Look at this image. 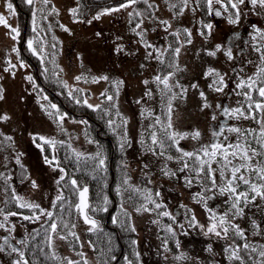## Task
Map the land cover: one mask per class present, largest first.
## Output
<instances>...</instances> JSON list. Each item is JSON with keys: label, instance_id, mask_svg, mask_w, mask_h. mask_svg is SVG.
<instances>
[{"label": "snow or ice", "instance_id": "obj_1", "mask_svg": "<svg viewBox=\"0 0 264 264\" xmlns=\"http://www.w3.org/2000/svg\"><path fill=\"white\" fill-rule=\"evenodd\" d=\"M146 5V9H140L135 7L138 0H118L112 7H105L102 9L103 13H110L118 11L120 9H127L132 7L133 10L129 12V17L136 19L138 22L132 29L133 32H137L139 36V43L142 44L145 49H151L147 52V57L150 59H156L162 65L160 71L151 77V80L155 82V87L159 90L160 95V105L165 110L163 119L154 113L153 109L146 107L144 111H147L150 115L154 116V123L150 124L149 127L154 130L151 132L149 140H145L143 135L140 136L142 143L146 145V150L153 154L155 157H164L165 159L161 161L162 168L161 173L164 176L176 177L177 179L182 178L184 183L191 186L193 183L199 184L201 190L196 192L193 199L199 198V202L203 204L204 208L208 213L207 222L201 223L196 216L194 210H189L185 213V220L178 221L179 227L183 231H187L185 227V222H187V227H193L198 225L205 236H209L214 240H222L223 247L221 254L227 257L228 264H264V220L258 221L253 218L249 222L251 229H246L241 223L238 222L239 218L245 215V206L250 202H256L259 198V203L257 207L264 206V27H260L257 24H252L251 27L254 29L252 33L254 52L257 54V59L259 61L255 66V70L250 74H243V68H239V71L234 70V77L236 83L233 87V92L243 97V101H237L235 105L232 106H222L216 104L217 109H222L224 116H234L237 120H251L254 121L256 126H248L247 128H242L239 124H222L220 125L219 131L212 130V137L209 142L204 144H199L190 150L183 147L180 141L184 138L190 137L194 141H199L202 136L200 129L196 128L192 131L179 130L174 127L172 117L173 109L176 107L177 100H185L188 94V89L192 88L196 90L197 95L201 100L200 107L202 109H210L213 107L212 103L208 100L207 93L203 88L200 87L197 80H192L189 84H184L179 78V72L181 70H187V65L180 64V54L184 45H192L194 36L193 30L190 27H185L183 25L173 27V21L171 18H161L155 14V9L159 7L155 3V0H142ZM207 4V10L209 12L215 11L216 15H222L220 8L213 7V0H205ZM28 4H33V0H27ZM44 4H48V0H43ZM200 3V0H178L177 3H168V7L173 10V15L183 14L185 10H190L193 14L196 13V5ZM217 3L223 6L227 11V19L229 23L238 24L241 19L242 7L245 4V0H217ZM248 3L252 6L253 10L257 7L264 12V0H248ZM7 8L10 11H14V6L11 2L7 3ZM43 12V9H40ZM51 11L58 12L59 9L52 8ZM73 14V18L79 20L81 17L78 13V6L69 9ZM101 12H97L96 16L99 17ZM151 21L156 26H162L166 32L170 30V34L174 36L175 43H168L166 46L161 47L152 41L146 39L147 28H142L141 26L145 23L144 17ZM46 19V17H44ZM91 21H89L90 23ZM131 22V19H130ZM199 27L197 28V33L204 40H208L214 28L211 21L205 22L204 19L199 20ZM0 25L7 26L10 29L9 35H14L19 37V27L13 26L8 22L5 15L0 13ZM51 25H49L50 27ZM61 27L68 29L67 25H60ZM32 27L35 32L40 25L38 24V18L36 16V11H33L32 16ZM153 30H155L153 28ZM181 35L183 39L181 40ZM238 35V33H236ZM259 37V39H257ZM36 40H43V37L32 36L27 39L28 48L38 57L41 61L44 60V55L39 49L44 48V43L38 46L34 43ZM46 43V42H45ZM258 45V46H256ZM55 47V45H53ZM124 46L117 45L116 51H120ZM12 51L19 55V48L15 47ZM153 52L155 55H153ZM197 53H204L208 57H216L218 54L223 53L228 60L233 59L234 53L232 46L225 43L216 42L210 46H201V48L196 49ZM11 58L9 57V61ZM245 63H252V61H245ZM21 66L27 67L26 62L23 59L19 60ZM9 68H15V65L9 63ZM15 75V72H12ZM205 77H210L211 82L207 85L209 88L216 92H223L224 88L227 87L228 80L226 79L227 73H222L218 68L211 65L207 66L206 70L203 72ZM28 81H34V77L28 73ZM76 81L86 80L87 77L81 73L74 77ZM92 80H109L108 75L102 74L97 76H92ZM123 80H111L110 83L113 85L122 84ZM149 79L143 80L145 85L149 84ZM57 83L63 84L64 87L68 88L69 91L67 95L72 98L77 104L87 105L89 108L101 109L102 105L99 103H90L87 96L77 95L78 93L85 92V89H81L77 84L69 85L67 81L57 80ZM36 87H39L36 85ZM75 90V92L73 91ZM119 92V87L115 89V93L109 92L105 89L100 95L104 100L112 102L116 99V94ZM145 96H152V90L148 89ZM3 98V88L0 86V99ZM39 98V97H38ZM46 99V97H43ZM143 97L138 98L137 102H141ZM42 108L48 110L49 105L42 104ZM118 109V102L114 105ZM51 109L56 111L52 113L54 116L59 117V121L62 123L64 117L68 116L67 112H62L59 106L56 104L50 105ZM105 113L111 111L110 108H103ZM117 116H122L123 114L119 111L116 112ZM211 119L216 120V112L213 111L211 114ZM9 118L8 113L0 115V120H7ZM128 117H123L122 123L127 125ZM113 132H116V127H113L114 121L109 119L107 121ZM162 130L163 134L158 135L156 126ZM225 131L228 134L235 133L234 138H230L229 135H224L223 139L219 137L224 134ZM124 135L120 136V148L121 151L124 150L125 143L130 139L127 135V128H124ZM11 139V137H8ZM38 138L40 141H46L48 145H51L53 150H55L57 143H64L63 141H57L53 137H47L40 135L38 133L33 134V139ZM41 148L44 145H39ZM72 152L77 157V160L81 156H90L96 158L97 166H104L106 162V157H104L100 151L95 153H83L78 152L75 148ZM19 156L16 157L17 162H19ZM46 164L51 165L54 169H60V175L57 180V184L64 180L65 176L68 175L67 171L61 168L59 163V157L55 155L54 151L49 158L48 156L43 157ZM56 161V163H53ZM167 161H176L177 168L173 170L169 167ZM123 164L124 161H121ZM144 168H149L147 162L143 165ZM181 173L180 177H177V173ZM192 173H195L193 176ZM0 175H3L0 173ZM147 178L148 183H152L151 177L147 172L144 173ZM70 179V185L72 186V191L78 193V202L75 203L74 207L78 210L79 214L83 217V221L86 225H89L88 231L92 232L99 229L100 222L89 214L87 211L89 209V187L87 184L81 185L77 178L72 176ZM131 178L127 175L124 177V182L127 183ZM205 180L207 183H205ZM33 187H37V182L35 180L31 181ZM135 189L136 192L143 196V203L136 207V212L148 211L154 212L161 209L164 204L163 200L159 199V191L153 192L152 188L145 186L143 189L135 185H129ZM121 185L117 184V191L119 192ZM7 191V189H6ZM15 192V189H12ZM207 193V195L205 194ZM219 194H227V199L225 203L227 207L223 210H216L210 208L207 204V200L210 197ZM155 195L156 199L153 198ZM69 198H65L63 189H60L54 200L50 202V208H42L40 204L25 200L21 195L17 194L15 196V201L20 205L21 208H27L32 210V216H24L23 212L12 213L4 211L0 208V215L3 219H0V229H5L6 231L11 229L15 230L16 225L8 220L11 215L24 216V219H35L36 221L43 220L47 227L43 228L45 234V243L52 249L51 252L45 253L46 256L55 258L59 261V264H79V262L66 258L63 259L58 256L55 250V237L59 235L62 239H68V235L72 237H78V233L73 231L76 225L69 221H63L65 225V231H60L58 220H62V216L57 215L55 209L57 207V202H59L58 207L63 210L65 204L69 202ZM103 205L107 204V197L103 200ZM152 205V206H150ZM187 208V205H184ZM97 211L101 208L98 206ZM121 211L124 213L125 217L129 216L127 209L123 208L121 205ZM47 216L49 219H44ZM157 216L171 217L173 221H176V217L171 211H157ZM55 217V218H53ZM113 223H120L121 227H125L131 231H135V225L129 223L127 219L118 220L117 217H113ZM164 228L167 229L173 237L176 236V228L173 224H164ZM35 231V229L33 230ZM27 235V234H26ZM252 237V238H250ZM258 237L259 239H256ZM11 232L9 235L3 236L2 243H0V250L7 251L11 250V253H16L17 256L9 262V264H32L28 259L26 252L23 248L18 247L16 244L10 243ZM19 243L27 244V239L21 240ZM133 245L138 242L133 240ZM89 244H92L89 241ZM180 241L176 239V245L179 247ZM95 247V245H92ZM82 247V245H81ZM162 247L168 249V240L163 241ZM208 252H213V244L209 243L207 245ZM35 254V249L33 250ZM42 251V250H41ZM9 253V254H11ZM83 264H90V262L84 257L83 253H80ZM136 257H139V252L135 253ZM181 257L185 253L179 254ZM36 264H40L38 257H35ZM115 259V257H112ZM127 264H133L132 260H128ZM3 264V261H0ZM213 264H219L218 261L213 260Z\"/></svg>", "mask_w": 264, "mask_h": 264}, {"label": "rangeland", "instance_id": "obj_2", "mask_svg": "<svg viewBox=\"0 0 264 264\" xmlns=\"http://www.w3.org/2000/svg\"><path fill=\"white\" fill-rule=\"evenodd\" d=\"M7 2L14 4L13 0H7ZM117 2L118 0H96V3H99L101 6L90 8L85 4L84 0H48V4H44L43 0H33L34 4L36 3V5L43 9L42 13L46 16L48 26L51 25L50 27H44L42 22L38 21L41 28L40 34L42 35V33H44V40H47V45L44 44V48L41 49L44 57H49L50 59L53 55H55L52 40L53 38L59 39V51L58 55L55 56V59L59 64V72L61 73L60 76L67 81L69 85L77 84L81 89L86 90L85 92L78 93L77 95L87 96L90 103H99L104 106L103 108L107 107L111 109L109 113H105L104 111L101 112L104 118L106 133L104 134V137L101 136V139L105 140H101V143H99L98 141H92V136L88 130L89 120L84 117L86 114H82V116L76 118L69 112V115L64 117L62 122L63 127L65 128L63 129L61 126L58 128L61 122L59 121V117L52 115L54 111L52 110L51 112L50 110H45V108L41 107L42 104L47 103V100L44 103L43 99L40 100L38 98L39 96L33 69L30 68V65L27 62V67L19 64V60L22 59L21 43L23 41L22 35L24 28H20L21 25L18 19V12L16 7H14V11L6 10L5 0H0V13H3L8 22L13 26H18L20 30L19 37L17 38L14 35H9L10 29H8L7 26L0 25V86L3 88V98L0 99V115H3L4 113H8L9 115L7 120H0V139L3 140L11 137V140L8 138V143L3 145L6 150L1 151L0 149V172L7 174V170L5 168L8 167L10 169V174L7 177V185L11 186L12 189H15L14 193L16 195L19 194L25 200L38 203L42 208H50V202L54 200L57 192L62 189L61 186L57 184L60 169H54L51 165L44 162L43 157L47 156L45 148L46 145H44L43 148L39 145H43L46 141H40L38 138L34 140V133L47 137H53L57 141L69 142L66 144V148H68L72 155L77 158L72 152L73 148H75L78 152L83 153H95L100 151L101 154L105 156L106 152L103 153V149L107 146H111L110 140H113L110 139L111 137H114L115 139V149H117L116 144H118V148L121 150V141L119 137L125 134L124 128L126 127L127 135L130 139L125 143L123 150V153L125 154L124 165L127 168V171L130 172L131 177L132 175H137L136 169L138 167L140 168V161L136 157V154L138 153L137 147L135 144L132 146L137 125L132 117L131 109L126 108L128 103L122 105V112L126 114V117H128L127 125H124L122 122H117L115 119L116 112L118 110L114 107L116 99L112 102H108L100 95L105 91V89L108 91L111 90V92L115 93V85L111 84L110 81L115 80V73H120V69H122L125 72L130 71L133 75L131 78L132 80L129 79L130 83L134 85L132 92L135 94L137 91L139 98L145 96V90L139 87L140 73L132 67L133 63H130L127 59L119 57L120 51H116L117 45L120 44L123 46L130 45L133 52L139 50L138 46L142 47V45L138 43L139 36L131 35L133 31L129 29L130 19H133L129 17V12H131L132 7L120 9L110 13L102 12L103 8L112 7ZM169 2L178 4V0H155V3L159 5V7L155 9V14L161 18H171L173 21V27L183 25L185 27L192 28L194 36L193 44L184 45L180 54L182 64L185 63V65L188 66V64L193 62V48L195 47L196 41L201 42V38L196 32V26H198L196 23L197 13L193 14L190 10H185L183 14L174 16L173 10L167 6ZM104 3H107L105 7ZM246 3L249 6L245 5ZM218 4L217 0H213V6ZM245 4L241 6L243 11L241 12L240 22L243 21L244 17H248V15H250L253 20L259 19V22L260 20L264 22V12H262L259 7L253 10L252 6L248 3V0H245ZM81 5L82 7H85L84 9L86 11L82 16L81 14L79 15L81 17L79 20L74 19L73 14L69 11V9L77 6L81 7ZM203 5L205 6V3H203ZM220 6L223 7L222 5ZM244 6L248 7L249 12ZM28 7L32 12L34 7ZM52 8H57L59 11L53 12L51 11ZM142 8L146 9V5L143 4ZM79 12H81V10H79ZM97 12H101L99 17L96 16ZM144 19L145 23L141 27L147 28L151 31L153 37L159 35V38L161 39L166 37L167 33L168 35L170 34V30L166 32L162 26L154 25L147 19V16H145ZM89 21L91 22L89 23ZM23 23H25V18L23 19ZM136 23L137 22L134 21L131 23V26H134ZM62 24L67 25L68 29H71V31L61 27L60 25ZM153 28L155 30H153ZM224 28H226V23L221 24V31H224ZM42 29L44 32H42ZM137 32H139V30H137ZM220 37L221 35L219 38ZM15 47L19 48V55L12 51ZM23 50L26 56L31 55V53L34 54L28 48L27 42L26 45L24 44ZM121 51L124 53L129 52V50L125 47H123ZM9 57L11 58L10 61ZM220 58L221 57L219 56L216 60L217 68L224 67L223 62H220ZM121 61L123 62L122 66ZM9 63L15 65V68H9ZM117 69L119 70L117 71ZM13 71L15 72V75L12 74ZM28 73L34 77V81L27 80L26 77ZM81 73H83L87 79L76 81L74 77ZM102 74L108 75L109 80L94 81L91 79L92 76ZM109 84H111L110 88ZM190 93L189 100H187L184 104V109L182 108L183 105L181 103H176L177 111L181 110V114L191 115V119H193L186 122V124H191L198 118L191 111L194 103L193 90ZM47 98L48 97H46V99ZM109 119H112L115 122L113 127H116V132H113L108 125L107 121ZM179 125L182 126V124ZM103 142H106L107 144ZM195 142L196 141L193 139L189 140L192 147H194ZM51 151L54 150L51 148L50 152ZM17 156L20 158L19 162L16 160ZM105 157V163H107L108 157L107 155ZM68 158L70 160L71 157ZM81 158H84L85 160H92L95 157H79V159ZM62 161L63 159L60 160L59 158L61 168L65 169L61 163ZM53 163H56V161H53ZM170 165L171 168H174V170L177 168L175 167L177 165L176 161H170ZM22 172L24 173L22 174ZM157 176L158 174L152 178V182L162 181V177L158 176L160 178L157 179ZM177 177H180L179 172L177 173ZM174 178L176 179L175 184L180 182L182 179H177L176 177ZM32 180L37 182V187L32 186ZM87 184L89 183L87 182ZM92 187L90 188L91 194L94 189L97 196H104L102 195V192L97 189L96 185ZM106 189L109 191L110 186L108 185ZM171 193L173 195H177L174 192ZM182 196H184L183 193ZM122 204L127 211L131 210L129 212L132 217L129 215L125 219H127L129 223L135 225L139 240L142 241L141 231L144 226V228L148 226L147 224L150 221L148 212H136L135 208L131 207L128 201H123ZM42 221L43 220H40L39 222ZM82 225L83 222L81 221L78 212L77 227L83 239L82 251L85 257L87 255L90 256L91 254L88 253V250L86 249L88 245L84 234L86 228ZM26 230L27 225H23L22 231L25 232ZM63 245V242L55 237V250L59 251ZM64 253L72 259H75L74 255L76 254L73 255L66 247L64 248ZM2 255L3 254L0 252V257H2Z\"/></svg>", "mask_w": 264, "mask_h": 264}, {"label": "flooded vegetation", "instance_id": "obj_3", "mask_svg": "<svg viewBox=\"0 0 264 264\" xmlns=\"http://www.w3.org/2000/svg\"><path fill=\"white\" fill-rule=\"evenodd\" d=\"M92 5L101 6L99 3L95 2L92 3ZM245 5L248 4L246 3ZM17 7L19 9L23 8L19 4H17ZM136 7H142V5L138 4L136 5ZM244 7L249 12L248 7ZM21 13H23V11H21ZM196 13L199 14L198 18L202 16V10H199L198 6H196ZM22 21L23 18L21 17L20 24L22 23ZM28 21L29 20L27 19L25 25L26 30L28 27ZM133 21L134 18L131 20V22H129V29H131V31L135 26H131V23H133ZM208 21H211L214 25L211 37L208 40H204L202 37H200L201 42L196 41L195 47L193 48V62L191 64H188L187 70H181L178 75L181 79V82L184 84H189L192 80H197L200 87L203 88L207 93L208 100L212 103L213 107L210 109H202L200 107L201 100L197 95L196 90L189 88L186 99L183 101L177 100L175 103H181L183 105L182 108L184 109V104L187 100H189V96L191 94L190 92L193 90L194 103L191 111L195 116L198 117L197 120L191 124H186V122L193 120L191 119V115L189 116L186 114H181V110L177 111L176 107L173 109L172 117L174 127L179 130L192 131L196 128L200 129L202 136L199 141H196L194 143V147L197 145V143L204 144L213 139L212 130L214 129L216 131H219L220 125L222 124H239L242 128H247L248 126H256L255 122L251 120H237L234 116H224L222 109H217L216 104H220L222 106H232L235 105L237 101H243L242 96L238 95L236 92H233V87L237 82L234 77V70L239 71V68L242 67L243 72L241 73V75L245 73L250 74L255 70V66L259 63V61L257 59V54L254 52L252 37L254 29L251 27V25L257 24L260 27L264 26L261 22L253 20L250 15H248V17H244L243 21H241L237 25L227 22L228 20L226 14L220 21H218L216 17H212L209 15V20L205 22ZM198 22L199 20L196 21V23L198 24V26H196V32L197 28L199 27ZM222 23H226V28H224V31H221ZM26 30L24 34H26ZM236 33H238V35H236ZM131 35L138 36L137 32H132ZM220 35L221 37L219 38ZM146 39L161 47L166 46L168 43H175V38L171 34L168 35L167 33L166 37L160 39L159 35L153 37L152 32L149 30L146 33ZM180 39H183V35H181ZM257 39H259V37H257ZM216 42L225 43L232 46L234 53L233 59L228 60L223 53L218 54L216 57H208L202 52H196V49L201 48V46H210ZM124 47L129 50V52L124 53L120 50L119 57H121L122 59H127L130 63H133L132 67H134L135 70L140 73L139 87L145 90V92L148 89H151L153 95L144 96L143 100L138 103L137 100L139 98V94L137 93V91L135 92V94L132 92L134 85H132L129 81V79H131L133 76L131 72H125L120 69V73H115V80L124 81L122 84L114 86V89H116L117 86L119 87V92L116 94V103L118 102L117 111L123 114L122 116L116 115L115 119L117 122H122L123 117L126 116V114L122 112V105L128 103L126 108L131 109L132 117L134 118V122L137 125L136 134L134 136L132 146L135 144L137 147L138 153L136 154V157L140 161V168L138 167L136 169L137 175H132L131 177V174L129 171H127L124 163H121V161H124L125 154L118 148V144H116L117 149H115V167L116 174L119 175L117 182L121 185V189L118 192L116 186L115 195L110 196L112 202L107 201V206L109 207L111 205V208L109 207L108 209L105 205L101 204V197L98 196V198H96L91 196V203L88 212L91 216H93L100 222V227L97 230H108L115 232L116 237L120 242L119 254L117 256H113L115 257V259H113L112 264H127L125 258H127L128 260H132L133 264H213V260L218 261L219 264H228L227 257L221 254L223 247L222 240H214L209 236H205L198 225L189 228L187 227V222H185L187 231H183L180 229L179 223H177L178 221L185 220V213L189 212V210L195 211L196 216L201 223L207 222L208 213L203 204L199 202V198L193 199L194 194L201 190V186L196 183L188 186L184 183L183 179L175 184L176 179L174 177L162 175L161 161L165 158L153 156L152 153L146 150V145L141 142V135H143L145 137V140L147 141L149 140L151 132L154 130L153 128L149 127L150 124L154 123V116L150 115L147 111H144V114L141 115V112L146 107H148L153 109L154 113L159 115L162 119L164 116L165 110L160 105L159 90L155 87V82L151 80V77L161 70L162 65L156 59H150L147 57V52L151 51V49L146 50L143 45L142 47L138 46L139 50L135 52H133V49L130 45H125ZM153 55H155L154 52ZM219 56L221 57L220 62H223L224 67L218 69L222 73H227L226 79L228 80L227 87L224 88L223 92H216L213 89L209 88L207 85L211 82V78L205 77L203 75V72L206 70L207 66L211 65L217 68L216 60L217 58H219ZM179 60L181 65H185V63L182 64L181 57H179ZM249 60L252 61V63H245V61ZM122 64L123 62L121 61V66ZM118 70L119 69H117V71ZM146 78H148L150 81L147 85L143 83V80ZM213 111L216 112L217 118L215 121H213L210 116ZM179 124H182V126H180ZM155 130H157L158 135L163 134L158 125L156 126ZM224 135H229L230 138L235 137V133L228 134L225 131V133L221 134L219 138L223 139ZM190 139L191 138L188 137L180 141L181 145L188 150L193 148L189 143ZM145 162L149 164V168L143 167ZM167 163L171 168L170 161H167ZM175 167H177V165ZM172 169L174 170V168ZM145 172L148 173L151 179L154 178L156 174H158V176L162 177V181L148 183L147 178L144 176ZM125 175L131 178L127 183L124 182ZM192 175L194 176L195 173H192ZM158 176L157 179L160 178ZM205 183H207L206 180ZM129 185H135L140 189H143L145 186H147L149 188H152L153 192L159 191V199L163 200L164 204L162 205L161 209L157 211H171L172 214L176 217V221H173L171 217H158L157 211H147L150 216V221L147 224L148 226L146 225V228H144V226L141 231L142 241L139 240L136 230L131 231L127 228V226L121 227L120 223H113L114 216L117 217L118 220H124L126 218L121 211V205L123 201H128L131 207L135 209L143 203V196H141L140 193L136 192L134 188L129 187ZM171 192H174L177 195H173ZM182 193L184 194V196H182ZM205 194L207 195V193ZM153 198L156 199L155 195L153 196ZM226 199L227 194L222 195L217 193L215 196L210 197L207 200V204L210 208H214L218 211L223 210L227 207V204L225 203ZM258 203L259 198L256 202H250L247 206H245V215L238 220V222L241 223V225L246 229H251V225L249 223L251 219L255 218L258 221L264 220V206L257 207ZM184 205H187V208H185ZM98 206L101 208L100 211L96 210ZM11 208L15 207L12 205ZM113 208L114 210L111 211ZM123 208L126 209L124 206ZM107 210L108 213L107 216H105V212ZM129 211L131 210H128V213L130 214ZM17 212H20L18 206H16L15 209V213ZM0 219H3L2 215H0ZM9 221L16 225L15 230L9 229L6 231L5 229H0V238L9 235V232H11L10 243L16 244L18 247L23 248L26 252V255L29 252L34 253V249L35 252H37L38 248H36L33 243H19L21 240H25L28 238L32 231V228L34 227V224L31 221L24 219V216L15 214L9 216ZM168 223L173 224V227L176 228L175 237H173L171 233H169L167 229L164 228V224ZM83 224L86 227L87 236L90 235V232L87 230L90 226L86 225L85 222H83ZM23 225H27L28 232L27 230L25 232L22 231ZM165 239L168 240V249L162 247L163 241ZM176 239H179L180 241L179 247L176 245ZM256 239L259 238L256 237ZM133 240L137 241L138 243L133 245ZM122 241L127 243V245H122ZM2 242V239H0V243ZM86 242L88 243L86 249L91 255H87L85 257L90 262V264H107V262L103 260L104 258L97 259L94 253V248L92 244H89L88 238L86 239ZM209 243L213 244L212 253L206 250ZM0 252L3 254L2 257H0V261H3V264H9V262L17 256L16 253H11L10 249H8L7 251L0 250ZM136 252H139L140 254L138 258L135 255ZM126 253L129 254L127 255ZM180 253H185V255L181 257L179 255ZM47 263V261H40V264ZM32 264H36V261H33ZM81 264H83V260L81 261Z\"/></svg>", "mask_w": 264, "mask_h": 264}, {"label": "trees", "instance_id": "obj_4", "mask_svg": "<svg viewBox=\"0 0 264 264\" xmlns=\"http://www.w3.org/2000/svg\"><path fill=\"white\" fill-rule=\"evenodd\" d=\"M201 9H202V13H201L202 18L201 19L206 18L205 21L209 20L208 13L204 9L203 5H201ZM43 14L44 13L41 12L39 14L38 19H39V21L42 22L44 27H49L47 20L44 18L46 16H45V14L44 15ZM39 29L41 30L40 27H39ZM23 31H24V29H23ZM42 32H44L43 29H42ZM27 35H28V38L32 37V36L43 37L42 41L36 40V41H34V43L37 46L41 43H44L47 45V40H44L45 39L44 33H42V35H41L40 33L34 34L33 32L28 31ZM52 41H53L52 45H55L58 47H53L55 49V51H54L55 55H53L50 59H49V57H44V60L41 61L40 57H38L37 55L32 54V53L29 56H25V57L22 56L21 57L25 62H27L30 65V68L33 69L34 77L36 80V85L39 86V87H36L37 91H38L39 99L44 100V98H43L44 94L48 93V95L50 96V99L47 101L46 104L49 105L48 110H50L51 112H52V110L54 112L56 110L51 109L50 105L56 104L59 106V109L62 112H67L68 114L70 112L76 118H79V116H82V114H86V116H90L89 121H88V130H89L90 135L92 136V141H94V142L98 141L99 143H101V140H105V139H101V136L104 137V134L106 133V128L104 125V118H103V115L101 113V112H103V107L101 109L93 110V109L89 108L87 105L77 104L75 101L72 100L71 97H69L67 95V92L69 91V89L64 87L63 84L57 83V80H60V81H65V80L60 76L61 73L59 72V64L57 63V61L55 59V56L58 55V51H59V39L53 38ZM25 45H26V43H25ZM39 50L42 51L41 49H39ZM82 96H84V95H82ZM56 117H58V116H56ZM60 126L63 129H65L63 127V123H60L58 128ZM110 139H113V140H111V146H109V147L107 146L106 148L103 149V153L106 152L105 154L108 157V162L106 163L105 166H97V164L95 162L96 158H94L92 160H85L84 158L77 160V158H75L72 155L71 151L68 148H66V144L69 143L67 141H63L64 143H57L56 144L57 146L55 147V150H54L56 152V156H59L60 160L63 159V161L61 163L68 173V175L64 178V180L59 183V185L61 186V188L64 191L65 198L70 197L69 202L65 204V208L63 210H61L58 207L59 202H57V207H56L55 211H56L57 215L62 216V220L57 221L59 228H60V231H65V225H64L63 221H69L70 224L74 223L76 225V227H75V229H73V231L78 233V230H77L78 212H77V209L74 207L75 203H77V193L72 191V186L70 185V179H69L70 177H72V176L76 177L78 182L81 185L87 184V182L89 183V185L91 187L96 185L97 189L102 192V195H104L103 197H101V200H100L101 204H103L102 202H103L105 197H107V201L112 202L110 199V192L106 188L108 187V185L112 181L111 171L113 170L114 174H115V178H114L113 184L111 185L110 191H111L112 195H115V188L118 184L117 180H118L119 175L116 174V167H115V156H116L115 139H114V137H111ZM8 140H9L8 138H5L3 140L0 139L1 151L6 150L3 147V145L7 144ZM103 143H106V142H103ZM43 145H46L45 146L46 155L48 157H51L53 154V151L50 152V149L52 148V146L48 145L47 142H45ZM56 148H57V150H56ZM65 152H68V153H65ZM68 157H71L70 160ZM111 158L113 160H110ZM1 169H3V168H1ZM5 169H7L10 172V169L8 167H6ZM0 173H2V172H0ZM23 173L24 172H22V174ZM2 174L3 175H0V198L2 197L6 202L8 200V197L10 196L7 194V191L10 192V190H11V193L13 191H12V187L8 186L6 183L7 175L4 173H2ZM69 186H70V188H69ZM6 189H7V191H6ZM2 193H4V194L2 195ZM92 197L98 198L94 189H93ZM9 200H10V198H9ZM109 207L106 204V208L108 209ZM18 209L20 212H23L25 215L28 213L27 208H21L20 205H19ZM10 211L11 210H9L8 212H10ZM107 213L108 212L106 211L105 216H107ZM53 218H55V217H53ZM45 219H49V218L46 216ZM47 226L48 225H45L44 223H42L35 230V233L38 234V238H41L44 241H45V234H44L43 228H45ZM79 235L80 234L78 233V237H75V238L72 237L71 235H68V239H62L59 235H56V239L61 240L63 242V244H66V242H67V244H71L73 246L78 247V246H80ZM89 238H90L91 242L95 245L94 253H95V255H97V258L98 259L104 258L103 260H105L107 262V264H112V261H113L112 257L117 256L119 254V247H120V242L118 241V239L116 237V233L113 231H108V230H105V231L94 230L89 235ZM122 245H127V243L122 241ZM48 251L51 252V249L49 248ZM61 251H62L61 249L59 251H56L59 257H61L59 255V253H61ZM38 253H39V251H38ZM126 254L128 255L129 253H126ZM43 256H44V254L40 253L39 256H36V257H38V258L40 257L43 260H46V259L50 260L49 258H51V257L48 258V257H43ZM61 258L64 259V257H61ZM52 259L55 260V264H59L58 260H56L54 258H52ZM120 264H122V263H120Z\"/></svg>", "mask_w": 264, "mask_h": 264}, {"label": "bare ground", "instance_id": "obj_5", "mask_svg": "<svg viewBox=\"0 0 264 264\" xmlns=\"http://www.w3.org/2000/svg\"><path fill=\"white\" fill-rule=\"evenodd\" d=\"M199 5L201 6L202 5V2L199 3ZM249 6V5H248ZM257 21H259V19H256ZM260 22L263 24L264 26V22L260 20Z\"/></svg>", "mask_w": 264, "mask_h": 264}, {"label": "water", "instance_id": "obj_6", "mask_svg": "<svg viewBox=\"0 0 264 264\" xmlns=\"http://www.w3.org/2000/svg\"><path fill=\"white\" fill-rule=\"evenodd\" d=\"M89 197H90V193H88V199H89ZM79 199V198H78ZM82 217V216H81ZM83 218V217H82Z\"/></svg>", "mask_w": 264, "mask_h": 264}]
</instances>
